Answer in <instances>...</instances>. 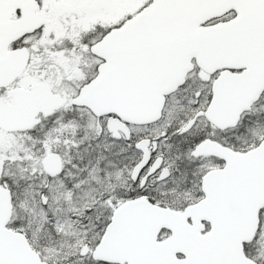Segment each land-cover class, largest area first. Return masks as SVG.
Here are the masks:
<instances>
[{
    "label": "snow or ice",
    "instance_id": "snow-or-ice-1",
    "mask_svg": "<svg viewBox=\"0 0 264 264\" xmlns=\"http://www.w3.org/2000/svg\"><path fill=\"white\" fill-rule=\"evenodd\" d=\"M0 264H264V0H0Z\"/></svg>",
    "mask_w": 264,
    "mask_h": 264
}]
</instances>
